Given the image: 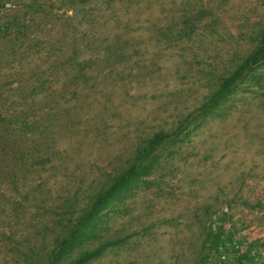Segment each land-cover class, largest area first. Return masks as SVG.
Returning <instances> with one entry per match:
<instances>
[{
  "label": "rangeland",
  "instance_id": "obj_1",
  "mask_svg": "<svg viewBox=\"0 0 264 264\" xmlns=\"http://www.w3.org/2000/svg\"><path fill=\"white\" fill-rule=\"evenodd\" d=\"M130 3H116L106 13L112 20L92 24H79L82 13L68 11L74 19L62 26L59 11L47 16L54 26L30 33L37 46L29 59L42 56L45 68V44H64L60 32L74 27L66 38L78 39L76 61L86 67L80 78L43 70L49 89L60 91L50 99L61 101L51 109L48 131L26 138L48 140L20 160L9 150L0 156V264H23L31 246L43 250L60 204L84 200L101 175L127 166L157 131L164 139L151 152V165L106 209L104 229L118 242L93 264H264V60L229 87L222 81L255 45L264 0ZM12 13L0 9L2 142L18 140L3 128L17 111L18 86H32L16 80L22 72L21 57L8 47L17 34ZM93 33L110 36L113 58L99 57L81 36ZM71 52L69 46L65 56Z\"/></svg>",
  "mask_w": 264,
  "mask_h": 264
},
{
  "label": "trees",
  "instance_id": "obj_2",
  "mask_svg": "<svg viewBox=\"0 0 264 264\" xmlns=\"http://www.w3.org/2000/svg\"><path fill=\"white\" fill-rule=\"evenodd\" d=\"M124 1L0 0V9L16 12L12 13L10 22L12 28L16 29L17 34L15 36V42L8 46L12 56L21 57L18 68L22 73L18 74L16 80L18 82H24V85L27 81L32 80V86L29 85V88L24 89L21 86L17 88L15 98L18 103L17 111L10 121L5 122L7 124L2 128L5 134L10 135L12 133L18 135L19 138L17 141H10V139L6 142L0 141V156L3 151L9 150V154L13 152V156L17 157V160H20L22 156L28 155L29 151L34 149V145L38 148L39 145L45 144V140H48V137H36V141L32 140L34 137L31 140H27L26 138V136L29 137L34 133L42 136L43 132L48 131L46 121L52 118L50 117L52 116L50 114L51 109H56L55 104L61 101V98H58L54 103L50 99L51 95L60 94V91L49 89L47 83L51 82V80L48 81L50 75L46 72L48 70L55 72L61 71L63 73L69 72L74 74L75 78H80L86 67L82 63L78 64L76 61V57L82 51L79 45L77 46L78 39L75 38L74 41L70 42L66 38L70 35L69 31L74 33V27H70L64 34L60 32L65 40L64 44L60 42L59 46H55L50 41H48V44H45L49 52L47 56L48 65L45 68L41 65L44 63L41 59L42 56L37 57V59H33L32 57L29 59L30 56L34 55L35 51H33V48L37 46L36 43H31V31L37 28L40 32H43L42 29L47 27L48 24L54 26L56 22L50 24L47 22V16L52 17L53 14L56 16L59 11L62 14L58 15L57 19L62 21V26H65L67 19H74V16H66L68 11H74L75 14L82 13L83 18L79 20V24L99 23L101 19L106 21L109 19L112 20L106 13H114L112 11L113 6L118 2ZM137 1L139 0H135V2ZM130 2H134V0H127L128 4H131ZM20 11L27 13L26 17L23 14L20 16L18 14ZM42 16L43 18L41 19ZM37 17H40V19ZM3 27L5 25H1L0 28L2 29ZM255 32L256 35L253 37L255 45H253L251 52L247 55L244 64L238 66L236 74L222 79L225 82V88L229 87L235 78L238 77V73L241 74L251 63L264 60V19L260 20ZM81 36L87 37L90 43L95 44L92 48L97 51L99 57L102 54L106 61L113 58L115 45L113 46L110 36L100 37V35L95 36L94 33L82 34ZM102 43L104 45L101 46L100 44ZM69 46H71V56H65ZM41 48L44 50L43 46ZM118 51H121V46L118 47ZM52 56H57V60L52 59L53 61H49V58ZM59 57H63V60ZM91 64L92 62L88 61L86 65L90 66ZM39 68L40 74L38 73L39 71H36ZM43 70H46V72H43ZM45 73L47 77L44 76ZM80 73L82 74L80 75ZM47 106H52L48 112L45 109ZM4 132L2 131V133ZM163 139L162 131L155 132L151 139L139 146L127 166L120 163L116 170L101 175L95 188L87 193L88 195H86L84 200L78 201V199L71 198L68 202L64 201L61 203L56 209L57 215L52 218L54 222L50 223V241L46 242V245L42 247L43 250L34 246L25 250L21 255L23 264H93L95 261H100L107 254L108 250L118 242L117 239H114L115 237H111L104 229L109 220L107 217V207L113 199L118 198L132 178L139 176L145 166L151 165L150 162L147 164L148 158ZM50 144L46 146L47 151L54 153L55 146L53 147ZM1 147H5V150H2ZM42 148L44 146L39 148V150H42ZM10 160H13L12 157H10ZM12 171L13 169L9 172L11 173ZM24 199L29 200V195L24 196Z\"/></svg>",
  "mask_w": 264,
  "mask_h": 264
}]
</instances>
